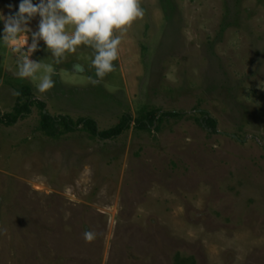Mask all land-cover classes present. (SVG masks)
<instances>
[{
	"label": "rangeland",
	"instance_id": "obj_1",
	"mask_svg": "<svg viewBox=\"0 0 264 264\" xmlns=\"http://www.w3.org/2000/svg\"><path fill=\"white\" fill-rule=\"evenodd\" d=\"M142 7L96 86L88 48L56 66L55 87L40 95L0 44L3 112L26 85L51 115L91 117L101 131L132 117L113 139L51 138L39 106L0 124V264H264V0ZM143 109L162 118L138 127Z\"/></svg>",
	"mask_w": 264,
	"mask_h": 264
},
{
	"label": "clouds",
	"instance_id": "obj_2",
	"mask_svg": "<svg viewBox=\"0 0 264 264\" xmlns=\"http://www.w3.org/2000/svg\"><path fill=\"white\" fill-rule=\"evenodd\" d=\"M7 7V14L0 9V44L16 58V77L31 80L40 95L55 87L56 66L80 48L91 50L88 69H94V76L87 82L100 84L115 71L128 30L144 16L142 0H19ZM38 52L50 55L52 63L42 65L33 59ZM42 69L44 74L38 77ZM71 72L84 74L86 66L75 62ZM97 237L92 229L83 232L86 243Z\"/></svg>",
	"mask_w": 264,
	"mask_h": 264
},
{
	"label": "trees",
	"instance_id": "obj_3",
	"mask_svg": "<svg viewBox=\"0 0 264 264\" xmlns=\"http://www.w3.org/2000/svg\"><path fill=\"white\" fill-rule=\"evenodd\" d=\"M34 106H39L42 111L41 129L46 135L54 139H58L67 133L77 130L87 132L92 138L113 139L130 128L132 122V117L125 114L118 124L101 131L97 121L91 117H81L78 120H74L72 117L65 115L53 116L46 111V102L35 99L32 88L25 85L19 90V95L13 110L11 112H3L0 110V124L6 126L15 125L19 119L25 118L30 114ZM158 115L159 111L156 109L144 110L142 115L136 120L138 127L146 128L149 125H153L155 121L162 118V116L158 118ZM173 115L178 116L177 113H165V116ZM204 121L216 128L217 123L212 117H205ZM176 264H184V262L178 258Z\"/></svg>",
	"mask_w": 264,
	"mask_h": 264
}]
</instances>
